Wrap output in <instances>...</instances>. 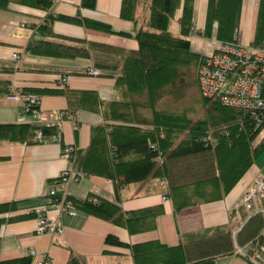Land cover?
Returning <instances> with one entry per match:
<instances>
[{
  "label": "trees",
  "instance_id": "obj_1",
  "mask_svg": "<svg viewBox=\"0 0 264 264\" xmlns=\"http://www.w3.org/2000/svg\"><path fill=\"white\" fill-rule=\"evenodd\" d=\"M8 3V0H0V8L8 9ZM30 3L42 9L52 6V0H30ZM94 4L95 0H81L83 6L93 7ZM142 5L139 0H121V18L137 22V10ZM241 7L242 0H208L204 33L209 35L216 23V38L231 39L233 29L239 25ZM148 8L149 15L134 34L79 15L48 13L38 27L44 37H33L26 44V50L35 55L89 57L93 42L56 34L52 30L56 20L78 23L110 34L134 36L138 48L126 53L115 82L117 87L128 93V100L104 103L94 90L72 91L65 82L69 72H62L54 87L21 88L23 92L41 96L73 95L77 107L93 112L102 110L106 118L123 121L95 126L89 145L77 150L74 160L76 174L99 175L112 181L115 201L93 195L72 199L75 206L86 213L110 220L131 233L154 229L155 218L162 208L147 207L123 212L118 201L120 191L128 184L149 176L162 177L168 183L167 194L172 199L174 210L178 211L225 197L264 149V134L254 144L264 130L259 123L258 110L224 106L218 99L201 94L198 66L203 55L192 52L190 41L185 37L194 21V0H149ZM177 10H180L176 17L179 36L169 30L170 19L175 17ZM252 44L264 46V0L257 3ZM189 65L195 67L192 79L202 98L201 117L195 116L197 110L191 106H163L165 100L174 104L182 98L186 84L184 76L188 72L183 68ZM14 70L13 61L0 64L1 74H10ZM13 90L8 79L0 78V96ZM142 111L146 114L143 115ZM57 133L56 128L43 124L0 123V144L36 143ZM91 196L97 198V202L89 201ZM16 209L14 201L0 203V227L6 220L23 217L7 215ZM263 218L258 215L248 221L241 233V243L246 239H252L256 246L264 243V234L259 237ZM217 231L211 238L177 245H168L158 239L129 244L114 234H108L104 242L128 247L134 264H216V257L232 254L234 248L230 229ZM31 262L32 256L28 254L0 259V264ZM67 264H78V261L72 257ZM245 264L253 263L246 259Z\"/></svg>",
  "mask_w": 264,
  "mask_h": 264
},
{
  "label": "crops",
  "instance_id": "obj_2",
  "mask_svg": "<svg viewBox=\"0 0 264 264\" xmlns=\"http://www.w3.org/2000/svg\"><path fill=\"white\" fill-rule=\"evenodd\" d=\"M8 2V9L0 8V64L12 61V52L22 51L21 61L15 64V70L10 74L0 73L1 79L11 82L12 89L26 86L54 87L59 75L69 72L65 82L72 91L94 90L104 103L129 99L128 93L117 87L115 82L126 53L138 48L134 36L107 34L73 22H53L52 30L56 34L107 44L114 49L112 57H109L112 65L100 68L102 73L98 76L81 73L83 68L95 66L92 56L83 59L55 58L31 54L24 48L31 38L44 37L39 33L38 27L43 24L48 12L79 15L134 34L141 25V20L149 15L147 4L138 8V21L133 22L121 18V0H95L93 7L81 5V0H52L49 9L36 7L30 0ZM257 3L258 0H242L239 28L241 40L245 43L250 42L253 36ZM206 5L207 0L194 1V9L199 12V17H194L198 28L204 23ZM39 106L56 113L66 111L69 118L62 123L58 139L46 137L36 143L0 144V203L16 202L17 209L7 215H23L22 218L2 223L0 259L25 256L30 249H34L36 253L32 256L31 264L46 257L50 260L45 264H67L72 257L77 259L78 264H134L128 247L104 242L108 234H114L129 244L158 239L168 245H177L180 242L211 238L218 229L223 231L234 225L229 207L253 183L256 171L248 174L243 182L240 180L238 184L241 183L236 184L222 199L200 202L178 211L174 210L172 199L167 194L168 183L162 177L149 176L128 184L120 191L118 201L123 212L147 207L162 208V212L155 218V228L151 230L131 233L123 226L88 214L77 207L75 215L62 216V233H37V218L31 211L44 205L52 187H62L55 180L63 169L70 166L69 159L63 154V146L74 145L77 150L86 148L95 126L123 122L106 118L102 110L93 112L77 107L73 95H42ZM142 113L146 114L144 111ZM0 123L36 121L31 114L23 113L14 101H5L0 96ZM67 190L75 199L93 195L115 201L113 182L99 175L81 174L79 180L69 182ZM46 214L50 220L57 217L55 210H48ZM219 257L221 256L215 258L216 264H219Z\"/></svg>",
  "mask_w": 264,
  "mask_h": 264
},
{
  "label": "built area",
  "instance_id": "obj_3",
  "mask_svg": "<svg viewBox=\"0 0 264 264\" xmlns=\"http://www.w3.org/2000/svg\"><path fill=\"white\" fill-rule=\"evenodd\" d=\"M238 28L233 30L232 38L220 41L217 51L210 56L201 58L198 66V82L201 94L207 98L218 99L224 106L240 108L243 110L259 111V123L264 129V47L252 50L249 58H245V49L236 42ZM18 57L17 53L13 54ZM97 74V69H89ZM65 79V78H64ZM11 99H19L22 110L28 111L32 106L38 104V96L17 94L7 95ZM31 110L38 115L39 121L46 126L55 127L59 133L62 127V118H52V112H45L37 108ZM52 135L51 138H56ZM74 145L64 147V153L73 160L72 153L75 152ZM76 153V152H75ZM71 167L62 170L59 177L55 180L61 184V188L52 187L43 206L33 209L31 212L36 215V232L44 233L63 232L62 216L75 215V203L67 190V185L74 177ZM71 196V197H70ZM89 201L97 202V198L88 197ZM247 211V220L259 214L264 217V174L256 178L253 186L245 193L243 202L236 205L239 209ZM56 211V219L50 220L46 214L48 210ZM237 233L233 232L231 238L234 243L235 252L243 254L253 264H264V243L254 248L249 254L245 251V246L237 242ZM264 234L263 227L259 231V237ZM251 242V241H250ZM35 250L30 249L28 255H35ZM50 258L46 257L39 260L36 264H45Z\"/></svg>",
  "mask_w": 264,
  "mask_h": 264
},
{
  "label": "rangeland",
  "instance_id": "obj_4",
  "mask_svg": "<svg viewBox=\"0 0 264 264\" xmlns=\"http://www.w3.org/2000/svg\"><path fill=\"white\" fill-rule=\"evenodd\" d=\"M139 1L142 2L143 4H147V7H148V1L149 0H139ZM207 3H208V0H207ZM206 10H207V5H206ZM48 13H50V12H48ZM179 13H180V10H177L175 17L170 19L169 30L174 35H181L180 30H179V24H178V21L176 20V17L179 15ZM195 16L196 17H199L198 9H196V11L194 9V17ZM256 19H257V12H256ZM256 19H255V25H256ZM141 22H142V20H141ZM205 24H206V11H205V19H204V23H203L202 27L201 28L196 27L197 26V23L194 20L193 21V24L191 26V30L185 36L190 41V50L192 52L202 54L203 55L202 57H204V56H210L211 54H214L217 51L216 49L220 45L219 42L220 41H225V40H218L216 38V34H215V31H216V23H214L213 29L211 30V33L209 35H206L204 33ZM255 25H254V31H255ZM237 28H238V34H237L236 42H238V44L240 43L241 46L245 49L244 50L246 52L245 53V58H249L250 54L252 53V50H255V49H258L259 48V46H254L252 44V40H253V36H254V31H253V36H252L251 41L248 42V43H245V42H243L241 40L239 25L237 26ZM145 29H148L149 30L148 27H145ZM104 33H107V32H104ZM107 34H109V33H107ZM88 41L89 42H93V44L90 46L89 56H92L93 57L94 65L95 66H87V67H85V68H83L81 70V73L82 74H86V75H91V76H98V75H101V71L102 70L100 68L105 67V66H111L112 65L109 57H112V54H113L114 49L112 47H110V45H107V44L102 45L101 43H95L94 41H90V40H88ZM262 47H264V46H262ZM24 50L26 52H28L26 50V47L24 48ZM25 51H23V53H26ZM21 52H22L21 50L20 51H14V52H12L11 53V56H10V60H12L15 64L16 63L18 64L21 61ZM14 53H17L18 57H14L13 56ZM79 58L83 59V57H79ZM89 69H97L98 70V73L95 74V73L92 72V70H89ZM183 70H187L188 72L184 76L185 77L186 84L184 86V89L182 90V98L180 100L176 101L174 104H171L170 103L171 101H169V100L167 102L165 100L163 102V106L164 105H165V107H167V105H171V107H180V106H185V105H187L189 107L191 106L195 110L199 111V112L195 111V116L196 117H201L202 114H203V108L202 107L200 108V103L202 102V98L200 97L201 95H200V93L198 91V88H197L196 84H194V81L192 79V77H193L192 70H195V67L193 65H189L188 67H184ZM13 94H17V95H20L22 97L23 96H26V95H35V96H38V98H39L38 99V104L32 106L31 108H37L38 110L40 109V110H43V111L46 112L47 110H44V109H42L39 106V100H40V96L41 95L36 94V93L23 92V91H21V89H15L11 93H9V94L2 95V99L5 100V101H14L20 107V109H21V111L23 113L31 114L37 124H42L39 121L38 115H36L31 110V108L28 111H24V110H22V106L19 103L20 102L19 99H11L10 97L7 96V95H13ZM47 112H52V111H47ZM52 118H62L63 119V122H64V120L66 118H69V115L67 114L66 111H62L61 110L58 113L52 112ZM263 134H264V130H262L261 133L256 137V140H255L254 144L258 140H260L262 138ZM58 137H59V133H57L56 138H52V139H58ZM66 146H68V145L63 146V150H64V147H66ZM75 150H76L75 151L76 153L73 152L72 155H71L72 157H74L73 160H70V157L68 155H66L64 153V151H63V154L65 156H67V158L70 161V166L69 167H71V169L74 172V174H73L74 177L72 178L71 181H77V180L80 179V176H81V175L76 174V171H75V161L74 160H76L77 148ZM255 171H256V175L254 176L253 183L251 185H249L248 188L245 191H243L241 197L238 200L233 201L232 204H231V206L229 207L231 220L234 221V222L232 221L234 223V225L231 228H229L230 229V232H231V236H232L233 232H238L237 233V242L240 245L245 246L244 248H245V251H246L247 254H249V252L254 249V248H251L250 246L254 247L256 245H254L252 239H246V240L242 241V243H241V240H240L241 233L246 228L248 221H250L253 217L258 216L259 214L254 215V216H252L251 218H249L247 220V214H248L247 211L243 210L242 208L239 209V211H236L235 208H236V205L237 204H240V203L243 202L245 193L253 186L256 178H258L259 175H263L264 174V149L254 159L253 165L241 177V179H240L241 182H243L245 180V178H246V176H248V174H251L252 172H255ZM238 182L236 184H238ZM235 185H234V187H235ZM51 210H53V209H51ZM261 224H262V227H263V221H262ZM262 227L260 228V230L262 229ZM59 233H61V232H59ZM233 246H234V243H233ZM246 259H247L246 256H244L243 254H240V253L235 252V249L233 248V253L219 257L218 263L219 264H237L238 261H245L246 262Z\"/></svg>",
  "mask_w": 264,
  "mask_h": 264
}]
</instances>
